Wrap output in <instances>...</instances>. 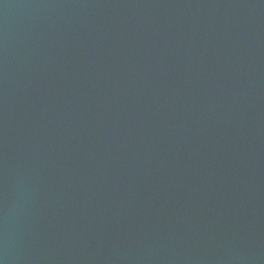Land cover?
Instances as JSON below:
<instances>
[{
  "label": "water",
  "instance_id": "1",
  "mask_svg": "<svg viewBox=\"0 0 264 264\" xmlns=\"http://www.w3.org/2000/svg\"><path fill=\"white\" fill-rule=\"evenodd\" d=\"M0 264H264V0H0Z\"/></svg>",
  "mask_w": 264,
  "mask_h": 264
}]
</instances>
